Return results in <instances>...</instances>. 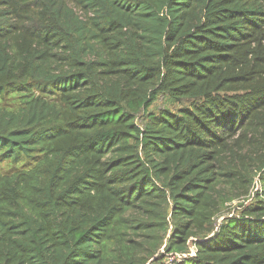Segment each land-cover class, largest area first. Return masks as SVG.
<instances>
[{
  "label": "trees",
  "instance_id": "trees-1",
  "mask_svg": "<svg viewBox=\"0 0 264 264\" xmlns=\"http://www.w3.org/2000/svg\"><path fill=\"white\" fill-rule=\"evenodd\" d=\"M190 248L264 264V0H0V264Z\"/></svg>",
  "mask_w": 264,
  "mask_h": 264
},
{
  "label": "built area",
  "instance_id": "built-area-1",
  "mask_svg": "<svg viewBox=\"0 0 264 264\" xmlns=\"http://www.w3.org/2000/svg\"><path fill=\"white\" fill-rule=\"evenodd\" d=\"M255 187H256L255 191L260 188L257 185ZM195 252L196 251H195L194 248H190L189 253L180 254V255H168V256H171V257H169L167 260H169L170 264H172L175 261H179V260L187 259V258H191V257L193 258L195 256Z\"/></svg>",
  "mask_w": 264,
  "mask_h": 264
},
{
  "label": "rangeland",
  "instance_id": "rangeland-1",
  "mask_svg": "<svg viewBox=\"0 0 264 264\" xmlns=\"http://www.w3.org/2000/svg\"><path fill=\"white\" fill-rule=\"evenodd\" d=\"M257 186H259V185H257ZM232 204L235 206V205H236V202H233ZM220 220H221V219H219V221H220ZM159 252L162 253V252H163V248H161ZM169 257H171V256H168L167 259H168ZM167 259H165V261L163 262V264H170L169 260H167Z\"/></svg>",
  "mask_w": 264,
  "mask_h": 264
}]
</instances>
